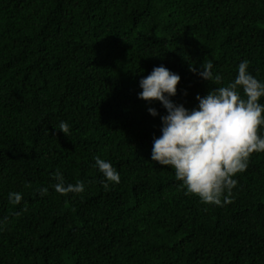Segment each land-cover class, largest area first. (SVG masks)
Listing matches in <instances>:
<instances>
[{
	"label": "trees",
	"instance_id": "obj_1",
	"mask_svg": "<svg viewBox=\"0 0 264 264\" xmlns=\"http://www.w3.org/2000/svg\"><path fill=\"white\" fill-rule=\"evenodd\" d=\"M243 59L264 80V0H0V264H264V151L202 203L150 160L166 110L137 95L164 65L194 108ZM209 61L219 84L189 70ZM57 169L84 191L57 193Z\"/></svg>",
	"mask_w": 264,
	"mask_h": 264
},
{
	"label": "clouds",
	"instance_id": "obj_2",
	"mask_svg": "<svg viewBox=\"0 0 264 264\" xmlns=\"http://www.w3.org/2000/svg\"><path fill=\"white\" fill-rule=\"evenodd\" d=\"M249 63L247 59L241 60L232 80L203 96L197 95L198 105L191 109L171 99L181 77L164 65L155 66L138 82V98L149 103L159 101L166 110L160 116V135L153 137L150 160L171 166L185 193L198 196L205 204L229 203L237 184L234 177L247 169L254 151H264V103L260 102L264 98V80L249 71ZM189 70L217 84L222 80L210 61L203 62L199 70L190 65ZM147 111L152 116L158 114L153 107ZM54 127L65 135L69 133V125L64 121ZM93 159V167L103 176L105 188L109 183L120 182V174L111 161L100 156ZM52 175L55 183L51 187L57 193L84 191V181L66 183L59 169ZM39 193L46 195L48 187H41ZM22 198L17 191H10L7 196L12 205H19Z\"/></svg>",
	"mask_w": 264,
	"mask_h": 264
}]
</instances>
